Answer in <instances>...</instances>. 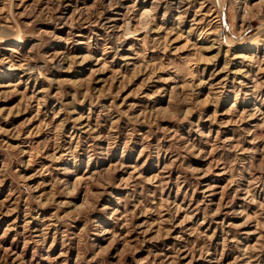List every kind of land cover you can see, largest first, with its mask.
Returning <instances> with one entry per match:
<instances>
[{"label": "rangeland", "instance_id": "rangeland-1", "mask_svg": "<svg viewBox=\"0 0 264 264\" xmlns=\"http://www.w3.org/2000/svg\"><path fill=\"white\" fill-rule=\"evenodd\" d=\"M0 264H264V0H0Z\"/></svg>", "mask_w": 264, "mask_h": 264}, {"label": "bare ground", "instance_id": "bare-ground-1", "mask_svg": "<svg viewBox=\"0 0 264 264\" xmlns=\"http://www.w3.org/2000/svg\"><path fill=\"white\" fill-rule=\"evenodd\" d=\"M176 2V1H175Z\"/></svg>", "mask_w": 264, "mask_h": 264}]
</instances>
